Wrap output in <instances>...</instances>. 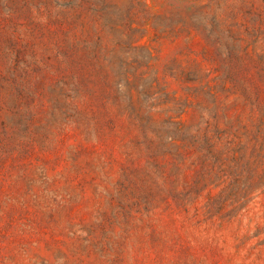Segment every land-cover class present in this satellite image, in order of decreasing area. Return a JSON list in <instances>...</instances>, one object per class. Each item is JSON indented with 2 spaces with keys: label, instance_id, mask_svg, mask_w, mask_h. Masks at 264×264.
Here are the masks:
<instances>
[{
  "label": "rangeland",
  "instance_id": "374dc122",
  "mask_svg": "<svg viewBox=\"0 0 264 264\" xmlns=\"http://www.w3.org/2000/svg\"><path fill=\"white\" fill-rule=\"evenodd\" d=\"M0 264H264V0H0Z\"/></svg>",
  "mask_w": 264,
  "mask_h": 264
}]
</instances>
